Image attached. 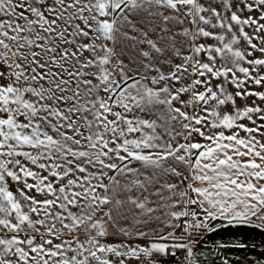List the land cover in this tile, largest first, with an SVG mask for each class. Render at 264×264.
<instances>
[{
  "label": "snow or ice",
  "instance_id": "6c2138e0",
  "mask_svg": "<svg viewBox=\"0 0 264 264\" xmlns=\"http://www.w3.org/2000/svg\"><path fill=\"white\" fill-rule=\"evenodd\" d=\"M0 264H264V0H0Z\"/></svg>",
  "mask_w": 264,
  "mask_h": 264
}]
</instances>
